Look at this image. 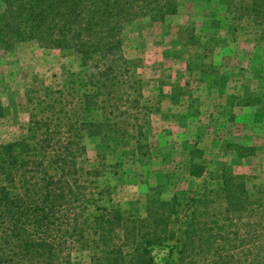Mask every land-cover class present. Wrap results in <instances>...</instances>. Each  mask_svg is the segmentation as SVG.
<instances>
[{
	"label": "trees",
	"instance_id": "trees-1",
	"mask_svg": "<svg viewBox=\"0 0 264 264\" xmlns=\"http://www.w3.org/2000/svg\"><path fill=\"white\" fill-rule=\"evenodd\" d=\"M0 2L1 52L35 42L73 52L80 67L57 88L33 82L24 134L0 144V264H79L78 252L90 264H264V185H249L228 166L208 171L200 150L188 152L184 167L200 180L194 191L166 196L167 183L157 184L136 216L104 205L100 171L82 165L83 136L107 151L133 141L149 155L141 141L149 111L122 36L136 20L176 15V0ZM239 3L225 0L230 24L249 16L264 34V0ZM227 148L254 155L252 147Z\"/></svg>",
	"mask_w": 264,
	"mask_h": 264
},
{
	"label": "rangeland",
	"instance_id": "rangeland-1",
	"mask_svg": "<svg viewBox=\"0 0 264 264\" xmlns=\"http://www.w3.org/2000/svg\"><path fill=\"white\" fill-rule=\"evenodd\" d=\"M176 1V15L162 23L136 20L122 36L127 63L141 82V104L149 111L141 140L149 155L137 152L133 141L107 151L99 139L82 138L84 169L99 170L97 186L109 191L104 205H119L135 216L157 184L167 183L166 196L194 191L200 180L184 171L194 148L208 171L228 166L249 185H264L262 28L249 16L230 24L225 0ZM79 71L71 51L47 50L35 42L0 51V144L24 134L25 92L33 82L57 88ZM228 145L252 147L254 155L240 158ZM72 254L75 262L90 264L89 254Z\"/></svg>",
	"mask_w": 264,
	"mask_h": 264
}]
</instances>
